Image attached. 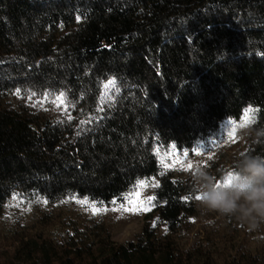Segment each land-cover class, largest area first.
<instances>
[{
	"label": "trees",
	"instance_id": "1",
	"mask_svg": "<svg viewBox=\"0 0 264 264\" xmlns=\"http://www.w3.org/2000/svg\"><path fill=\"white\" fill-rule=\"evenodd\" d=\"M249 108L236 154L264 155V0H0V264H264L255 231L196 204L192 169L164 167ZM142 181L135 239L72 219Z\"/></svg>",
	"mask_w": 264,
	"mask_h": 264
},
{
	"label": "clouds",
	"instance_id": "2",
	"mask_svg": "<svg viewBox=\"0 0 264 264\" xmlns=\"http://www.w3.org/2000/svg\"><path fill=\"white\" fill-rule=\"evenodd\" d=\"M242 131L250 134L251 126ZM255 135L257 139L264 137V129ZM189 178L201 209L233 220L249 232L264 226V155L243 151L236 154L222 178L193 165Z\"/></svg>",
	"mask_w": 264,
	"mask_h": 264
},
{
	"label": "rangeland",
	"instance_id": "3",
	"mask_svg": "<svg viewBox=\"0 0 264 264\" xmlns=\"http://www.w3.org/2000/svg\"><path fill=\"white\" fill-rule=\"evenodd\" d=\"M241 121H238L236 124L239 125ZM245 127H237L235 130L234 141L227 140L226 132L228 130V125L224 128L223 132L219 134V137L205 144L200 148V154H195L193 157L185 161V164L191 163L192 165H199L211 171L216 175L215 167H223L226 170L231 164V159L233 155L241 150L246 134L242 129ZM215 142V143H212ZM218 145V146H217ZM218 177V176H217ZM220 178V177H218ZM140 192L139 202L135 199L134 193L132 195V203H129V200L119 207H110V208H76V212H73L71 215L78 224L83 226L89 222V219L99 220L102 219L105 221V225L110 231L111 239L117 243H125L132 239L136 238V235L140 232L144 215L146 214L145 210H134V211H125V208H136L138 203H142L147 200L148 190L147 187H141L138 189ZM144 207L149 208L148 204H144ZM210 216H215L216 213L209 212ZM212 218V217H211ZM30 218H28L29 220ZM61 220V219H60ZM210 221H199L197 224L187 233H185L182 238V244H185V249L188 247L194 246L199 239L204 235L206 229L210 226ZM53 223V222H52ZM54 226L49 227L50 232H56L57 225L64 226L63 223H60L56 218L54 219ZM221 231V226H218ZM64 228V227H63ZM3 225H0V245L2 244L1 232ZM263 228L261 227L257 232L253 234H246L241 231V238L244 237L248 242L249 246L259 245L264 240ZM60 239V238H59Z\"/></svg>",
	"mask_w": 264,
	"mask_h": 264
},
{
	"label": "snow or ice",
	"instance_id": "4",
	"mask_svg": "<svg viewBox=\"0 0 264 264\" xmlns=\"http://www.w3.org/2000/svg\"><path fill=\"white\" fill-rule=\"evenodd\" d=\"M255 112H256L255 109H251V108L247 109L245 111V113L242 117L241 123L239 125H237L236 122H234V121H229L228 122V130L226 132L227 140L234 141L235 130L237 127H245V126L253 123L254 119H255ZM212 143H215V142H212ZM193 151L197 155L200 154L199 149H194ZM187 156H188L187 152L183 153L182 156L173 155L172 164L171 165L164 164V167L168 168V167H175V166L179 165L180 167L184 168V170H186V171L191 170L193 165L190 162L187 164L184 163V159L187 158ZM162 163H163V161H162ZM147 185H148V182L142 181V182H139L138 187H145ZM153 186L158 187V184H154ZM134 197L139 202L140 192L138 190L134 192ZM195 198L199 199V197H195ZM154 199H155L154 197H149V198H147V200L143 201L142 203H138V206L136 208H125L124 210L125 211H134V210H145V211H147V210H150V208L144 207V204H151L152 200H154ZM128 200H129V203H132L131 197L128 198ZM82 203L86 204L87 201H83Z\"/></svg>",
	"mask_w": 264,
	"mask_h": 264
}]
</instances>
